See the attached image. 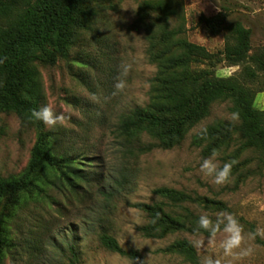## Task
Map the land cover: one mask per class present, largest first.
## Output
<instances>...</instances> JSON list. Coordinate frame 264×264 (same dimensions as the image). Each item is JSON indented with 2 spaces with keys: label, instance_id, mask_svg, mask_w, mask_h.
<instances>
[{
  "label": "rangeland",
  "instance_id": "374dc122",
  "mask_svg": "<svg viewBox=\"0 0 264 264\" xmlns=\"http://www.w3.org/2000/svg\"><path fill=\"white\" fill-rule=\"evenodd\" d=\"M145 1L96 0L91 30L78 32L65 58L53 65L37 64L43 93L41 108L48 106L65 117L51 129L43 124L44 129L61 133L74 154L85 155V172H111L117 164L115 130L119 115L147 102L155 68L148 62L145 31L136 22ZM165 1L169 11L178 13L170 19V26L181 24L187 41L209 53H220L226 42L224 29L214 33L203 20L215 15L224 16V25L240 22L251 31L252 52L264 51V0ZM207 69L217 77L237 76L249 84L255 91V107L264 110V72L250 79L243 67L229 66L224 60ZM228 108V104L213 105L210 115L190 129L178 147L155 149L140 156L133 166L136 174L132 191L112 204L103 225L121 248L137 251L145 264H187L177 255L159 252L177 239L194 246L200 264H264V246L256 238H249L248 226L243 223H239L243 240L228 255L220 248L226 235L222 230L210 237L182 233L161 240L145 239L137 231L147 218L132 205L158 200L152 191L166 187L223 203V212L251 224L255 233L259 230L257 238L264 242V167L246 165L248 155L243 154L235 159L229 180L216 184L200 171L201 163L209 157H202L200 149L191 145L192 136L215 120L230 121ZM35 139V132L22 127L15 115L0 113L1 177L24 172ZM99 159L103 164L90 166ZM213 162L222 168L231 160L217 155ZM30 193L29 197L35 195L34 191ZM29 197L17 208L4 210L0 206L9 237L3 264H69V245L78 253L79 264H132L99 245V227L94 221L101 205L97 198L87 193L64 195L53 189L45 190L36 202L34 196ZM191 209L200 216L207 213L213 221L221 213L194 206ZM248 249L251 251L245 255Z\"/></svg>",
  "mask_w": 264,
  "mask_h": 264
},
{
  "label": "trees",
  "instance_id": "16d2710c",
  "mask_svg": "<svg viewBox=\"0 0 264 264\" xmlns=\"http://www.w3.org/2000/svg\"><path fill=\"white\" fill-rule=\"evenodd\" d=\"M95 1L0 0V22H4L0 24V113L15 115L22 127L36 134L24 172L0 176V206L10 210L24 205L31 191L35 192V202L47 189L73 196L87 193L101 204L94 220L99 227V245L132 264H145L137 251L121 248L103 225L114 201L132 191L136 174L133 166L140 156L155 149L178 147L185 134L210 115L213 105L228 104L231 117L238 113V118L215 120L192 136L191 145L199 148L205 158L214 151L231 161L247 154L246 165L264 167V110L254 105V89L237 76L221 78L207 69L224 60L229 66L243 67L248 78L253 79L264 72V51L252 52L251 31L240 22L224 25V16L215 15L203 20L214 33L224 29L226 42L220 53L211 54L188 42L181 24L170 26V19L178 17V13L169 11L167 1H145L136 22L145 31L148 62L155 68L147 102L119 115L115 130L117 164L111 172H85V155L74 154L61 133L45 131L43 122L36 120L32 112L41 109L43 100L37 64L53 65L57 59L65 58L78 32L91 30ZM98 163L103 164V160L90 166L97 168ZM152 194L158 200L132 205L147 218L137 228L145 239L161 240L182 233L210 237L209 231L198 228L200 215L191 206L226 210L219 201L182 190L161 187ZM4 217H0V264L9 248ZM238 222L255 233L251 224L243 219ZM255 238L264 246L257 235ZM68 251L69 264H79L72 245ZM159 252L177 255L187 264H200L194 246L185 239H177Z\"/></svg>",
  "mask_w": 264,
  "mask_h": 264
},
{
  "label": "clouds",
  "instance_id": "9594fccd",
  "mask_svg": "<svg viewBox=\"0 0 264 264\" xmlns=\"http://www.w3.org/2000/svg\"><path fill=\"white\" fill-rule=\"evenodd\" d=\"M32 116L50 129L65 120L63 115L55 114L48 106L34 110ZM232 118L237 119L238 113H233ZM217 155L218 153L214 151L211 157L204 159L200 165V171L205 176L212 177L214 183L224 184L229 180L231 169L236 161L225 163L222 168H218L217 164L213 162ZM198 228L209 231L212 236L222 230L226 235L220 243V248L223 249L225 255L231 254L232 250L239 247L243 240L242 226L232 214L227 212L218 213L215 221L210 219L207 213L201 215L198 220ZM257 234H259V230L257 233H249L248 235L250 239H254ZM250 251L251 249H248L244 254L247 255Z\"/></svg>",
  "mask_w": 264,
  "mask_h": 264
}]
</instances>
